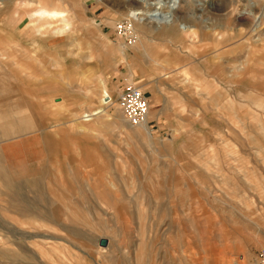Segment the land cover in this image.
I'll return each mask as SVG.
<instances>
[{
  "label": "rangeland",
  "instance_id": "obj_1",
  "mask_svg": "<svg viewBox=\"0 0 264 264\" xmlns=\"http://www.w3.org/2000/svg\"><path fill=\"white\" fill-rule=\"evenodd\" d=\"M139 1L0 0V264H255L264 0H181L190 29L136 23L128 46L111 27ZM129 82L148 96L147 134L117 107Z\"/></svg>",
  "mask_w": 264,
  "mask_h": 264
},
{
  "label": "bare ground",
  "instance_id": "obj_2",
  "mask_svg": "<svg viewBox=\"0 0 264 264\" xmlns=\"http://www.w3.org/2000/svg\"><path fill=\"white\" fill-rule=\"evenodd\" d=\"M139 1V0H138ZM141 1V2H140ZM141 6H135L132 8H128V13L126 16H130L135 20V27L136 23L138 26L140 25H146L149 26L154 24L157 28H178V29H190V25L182 24L180 25L177 21L175 10L180 5L181 0H140ZM65 15L64 11H56V10H47V9H39L37 10L33 16H39L40 17H50V18H63ZM66 29L69 28L68 23L65 22ZM152 23V24H151ZM154 26V27H155ZM19 64V63H18ZM25 64V63H24ZM20 65V64H19ZM107 97L111 98V95L107 90H103L102 92V104L105 105L108 103ZM100 107V108H99ZM96 109H94L91 112L85 113L83 116L87 117L84 120H91L94 118V116L101 114L104 110V106H99ZM130 125V124H129ZM130 126H142L141 129L147 134L148 129L150 132L151 126H149V113L147 115V119L145 122L139 124V125H130ZM148 129H147V127Z\"/></svg>",
  "mask_w": 264,
  "mask_h": 264
},
{
  "label": "built area",
  "instance_id": "obj_3",
  "mask_svg": "<svg viewBox=\"0 0 264 264\" xmlns=\"http://www.w3.org/2000/svg\"><path fill=\"white\" fill-rule=\"evenodd\" d=\"M111 30L113 38L125 45H133L137 39L135 20L130 16L116 20ZM107 101L113 102L112 97H107ZM116 104L128 124L139 125L146 121L149 100L138 84L134 82L125 84L116 97ZM255 264H264V246L256 250Z\"/></svg>",
  "mask_w": 264,
  "mask_h": 264
},
{
  "label": "crops",
  "instance_id": "obj_4",
  "mask_svg": "<svg viewBox=\"0 0 264 264\" xmlns=\"http://www.w3.org/2000/svg\"><path fill=\"white\" fill-rule=\"evenodd\" d=\"M132 7H135V6H132ZM150 26V25H149ZM154 29L155 30H162V31H164L165 33H167L168 35H170L171 37H176L177 36V33L179 32V31H187V30H182V29H178V28H174L173 30H166L165 28H161V27H154ZM100 82H101V89H103V90H107L108 91V89H107V87H106V85H105V82L101 79L100 80ZM109 92V91H108ZM110 94V93H109ZM102 95V94H101ZM111 95V94H110ZM103 110H104V108H103ZM157 113V112H156ZM156 115V114H155ZM27 126L28 127H26L27 129H31V124H29V122L27 123ZM25 128V130H27ZM78 128H80V126L78 127ZM79 131H82V130H80V129H78ZM22 132V131H21ZM21 132L20 133H18V135H20L21 134ZM44 145H46V149H47V151L51 154V155H53L55 152H57V153H62V154H66L67 155V159H73L74 158V156L73 157H71V158H69L68 156H69V154H68V152H67V150L65 149V146H66V143L68 142V139H66V138H60V139H58V140H54V139H52V138H50V137H48V136H46V135H44ZM19 141V143L20 144H25L23 141L24 140H18ZM13 144V143H12ZM43 145V144H42ZM42 146L43 147V150L45 149V146ZM64 147V148H63ZM93 151V150H92ZM89 152H91V150L90 149H85L83 152H81L82 154H84L85 156H84V159L86 160V155L89 153Z\"/></svg>",
  "mask_w": 264,
  "mask_h": 264
},
{
  "label": "water",
  "instance_id": "obj_5",
  "mask_svg": "<svg viewBox=\"0 0 264 264\" xmlns=\"http://www.w3.org/2000/svg\"><path fill=\"white\" fill-rule=\"evenodd\" d=\"M99 245L106 246L107 245V239L106 238H100Z\"/></svg>",
  "mask_w": 264,
  "mask_h": 264
}]
</instances>
